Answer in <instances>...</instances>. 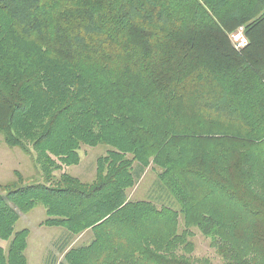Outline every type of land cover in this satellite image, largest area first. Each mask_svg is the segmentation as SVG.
Returning <instances> with one entry per match:
<instances>
[{"label": "trees", "instance_id": "16d2710c", "mask_svg": "<svg viewBox=\"0 0 264 264\" xmlns=\"http://www.w3.org/2000/svg\"><path fill=\"white\" fill-rule=\"evenodd\" d=\"M0 135L43 178L0 187V264H28L37 206L68 264H211L193 229L264 264V0H0ZM98 145L94 180L55 177ZM151 164L176 207L129 199Z\"/></svg>", "mask_w": 264, "mask_h": 264}, {"label": "rangeland", "instance_id": "374dc122", "mask_svg": "<svg viewBox=\"0 0 264 264\" xmlns=\"http://www.w3.org/2000/svg\"><path fill=\"white\" fill-rule=\"evenodd\" d=\"M237 30L230 35V40L233 36L238 35ZM243 32H245V29ZM244 35L247 38L246 33ZM2 138L0 135V187L16 181V172L22 175L26 183L32 184L43 181L38 167L33 161V155H28L18 148L9 147ZM108 150L110 148L105 145L83 146L79 151L80 164L77 166H64L62 170L55 172V177L60 178L65 173L83 182H91L96 175L97 160L105 156ZM159 171L151 164L136 186L128 192L129 199L131 201L149 200L157 207H176V202L167 195L166 190L158 180ZM18 213L20 214V220L15 230L28 229L30 232L27 249L28 264H68L65 260V254L59 251V247L68 240L66 239L68 234L62 228L42 225L47 218L45 209L42 206H37L28 213L19 211ZM180 226V229H184L182 220H180ZM193 233L192 241L195 245L193 255L197 258H208L211 260V264H222L220 257L210 247V240L196 229H193ZM91 240L92 232L88 231L73 237L70 248L89 245ZM0 244L4 248L8 247L5 242ZM55 259L56 262L54 263Z\"/></svg>", "mask_w": 264, "mask_h": 264}, {"label": "built area", "instance_id": "2783aa9c", "mask_svg": "<svg viewBox=\"0 0 264 264\" xmlns=\"http://www.w3.org/2000/svg\"><path fill=\"white\" fill-rule=\"evenodd\" d=\"M237 31L238 35L233 36L231 42L236 50H241L248 45V39L244 35V28L240 27Z\"/></svg>", "mask_w": 264, "mask_h": 264}]
</instances>
